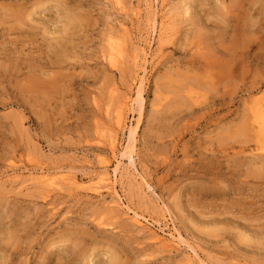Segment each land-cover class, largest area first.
<instances>
[{"label": "rangeland", "instance_id": "rangeland-1", "mask_svg": "<svg viewBox=\"0 0 264 264\" xmlns=\"http://www.w3.org/2000/svg\"><path fill=\"white\" fill-rule=\"evenodd\" d=\"M261 117L264 0H0V264H264Z\"/></svg>", "mask_w": 264, "mask_h": 264}, {"label": "bare ground", "instance_id": "bare-ground-1", "mask_svg": "<svg viewBox=\"0 0 264 264\" xmlns=\"http://www.w3.org/2000/svg\"><path fill=\"white\" fill-rule=\"evenodd\" d=\"M145 3V2H144ZM147 4V3H146ZM156 7V6H155ZM149 10V9H148ZM167 24V23H166ZM164 28V27H163ZM168 28V27H167ZM155 30V29H154ZM165 30H167L166 28H165ZM164 31V30H163ZM162 31V32H163ZM154 32V31H153ZM113 41V40H112ZM119 42V41H118ZM111 45V48H110V53L108 54L109 55V62L113 65V67H115V68H118L119 66H118V58H119V60H120V58L121 57H123V56H126L125 54L123 55V50L121 49V47H119V45L117 44L116 45V43L114 44L113 42H111V44H109V46ZM161 45V44H160ZM138 48V47H137ZM136 48V49H137ZM124 53H126V52H124ZM137 54V53H136ZM147 59V58H146ZM137 60V59H136ZM139 60V59H138ZM145 62V61H144ZM138 63V62H137ZM115 70H117V69H115ZM143 72H145V71H143ZM142 80V79H141ZM140 83V82H139ZM138 98L140 99L139 101L141 102H139L138 101V103H140L139 105L141 106L140 108H141V110L143 111V103H144V98H143V96H142V94H138ZM137 101V100H136ZM129 102V101H128ZM128 102L126 101V103L125 104H128ZM122 103V102H121ZM123 106V105H122ZM126 106V105H125ZM120 108H122V110L120 109V111L118 112V124L119 125H121V123L123 122V120H124V112L126 113V111H124V110H126V107H120ZM125 108V109H124ZM124 109V110H123ZM139 113V112H138ZM140 114V113H139ZM140 117L142 116V112H141V114L139 115ZM139 118V117H138ZM116 120V119H115ZM261 120H262V122L264 123V117H261ZM118 124L116 123V126H118ZM140 124V123H139ZM138 125V124H137ZM123 129V128H122ZM130 130V129H129ZM130 132V131H129ZM136 135H137V132H136V130H131V132H130V135H128V137H129V142H127V144H128V146L127 147H125L126 148V150H125V153L123 152L122 153V159L123 158H128L127 159V161L129 160L130 162H131V166L134 168V170H135V173L134 174H132V175H135L136 176V173H137V176L139 177H142L141 175H140V173H139V170H138V168L136 167V165H135V161H134V155H133V143H134V141H135V138H136ZM106 139V138H105ZM109 140V139H108ZM114 141V140H113ZM112 141V142H113ZM111 142V143H112ZM115 143H116V141H114ZM115 143H112L113 144V146L111 147L110 146V148H113L114 150V152H115V148H116V144ZM112 144H110V145H112ZM135 144V143H134ZM135 154V153H134ZM118 160V159H117ZM116 160V161H117ZM126 160V159H125ZM119 163V165L114 169V171H113V174H111V172L109 171V169H110V162L109 161H107V160H105L104 161V159H103V162H102V164L100 163V165H101V167H100V172L99 173H97V175H95V177L94 178H92V180L90 181L91 183H93V187L94 186H97V189H96V187H95V189L96 190H98V191H104V190H106L107 191V193L108 194H110L114 199H116L117 200V204H116V206L118 205L120 208H123V205H121V203H120V201H122V199H121V196L119 195V193H118V191L116 190V184L118 183V181H119V177L121 178V171H122V163L123 162H118ZM130 164V163H129ZM64 168V167H63ZM127 168H129V167H127ZM128 170H130V168L128 169ZM132 171V170H131ZM32 172V171H31ZM51 173V172H50ZM126 173V172H125ZM123 175V174H122ZM143 178V177H142ZM17 179V178H16ZM15 179V180H16ZM62 181V183L64 182L65 184H67V185H69V186H77V184L79 183V178L75 175V174H72V172L70 171V170H67V169H61V171H59L58 170V172H56L55 174H49V175H45V176H43L42 177V179H41V181H42V183L43 184H46V185H48V186H50V188H52L54 185H56L57 184V182L58 181ZM144 180V179H143ZM143 180H142V182H143ZM121 181V180H120ZM146 181V180H145ZM144 181V182H145ZM143 182V183H144ZM123 183V182H122ZM95 184V185H94ZM52 186V187H51ZM60 186H61V184H60ZM141 187V186H140ZM149 188V187H148ZM77 189H78V187H77ZM92 190V189H91ZM97 192V191H96ZM98 193V192H97ZM98 195V194H97ZM100 195V194H99ZM107 195V194H106ZM113 204V203H112ZM112 204H111V206H112ZM115 205V201H114V204H113V206ZM112 206V208H114ZM126 206V208H127V213L128 212H130V213H133V214H135V217H134V219H133V223H134V225H136V227L138 226V227H141V226H144V224H143V222L140 220V217H141V215H138V213L136 212V211H134L132 208H130L129 206H127V205H125ZM124 206V207H125ZM111 208V209H112ZM119 209V208H118ZM113 210V209H112ZM120 210V209H119ZM123 211V210H122ZM129 214V213H128ZM127 214V216H129ZM141 218H143V219H145L144 217H141ZM154 223V222H153ZM159 223H160V221H159ZM159 223H157V224H159ZM148 224V223H147ZM151 224V223H150ZM145 228V227H144ZM156 229V228H155ZM161 229V228H160ZM160 231V230H159ZM152 232V231H151ZM151 232H148V233H150L151 234ZM154 232V231H153ZM153 232H152V234H153ZM159 235V234H158ZM151 236V235H150ZM171 237V236H170ZM180 237V236H179ZM179 237H178V239H179ZM173 238H175V236H173ZM155 243H158V245L160 244V243H165V242H163L164 240H163V238H161V237H158V236H156L155 235ZM176 239V238H175ZM154 241V240H153ZM151 242H152V239H151ZM173 243V242H172ZM170 246V245H169ZM176 246V245H175ZM168 248V247H167ZM197 255V254H196ZM196 259V258H195ZM206 264V263H205Z\"/></svg>", "mask_w": 264, "mask_h": 264}]
</instances>
